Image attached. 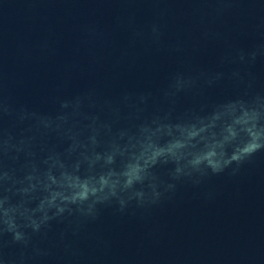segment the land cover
Listing matches in <instances>:
<instances>
[{
    "label": "water",
    "instance_id": "1",
    "mask_svg": "<svg viewBox=\"0 0 264 264\" xmlns=\"http://www.w3.org/2000/svg\"><path fill=\"white\" fill-rule=\"evenodd\" d=\"M257 98L264 0H0V199L16 222L52 191L70 195L69 180L98 189L65 201L70 209L117 180L121 195L150 196L149 184L161 193L123 210L113 197L92 212H65L38 233L27 229V246L2 233L0 256L7 264H264V146L218 174L176 179L177 161L161 156L143 182L125 188L122 175L149 145L180 138L177 125ZM49 174L58 181L51 189Z\"/></svg>",
    "mask_w": 264,
    "mask_h": 264
},
{
    "label": "clouds",
    "instance_id": "2",
    "mask_svg": "<svg viewBox=\"0 0 264 264\" xmlns=\"http://www.w3.org/2000/svg\"><path fill=\"white\" fill-rule=\"evenodd\" d=\"M241 59H243V56ZM160 127L163 128L164 125ZM168 127L169 134H171V126ZM176 127L180 130V138L170 142L165 147L149 145L147 149L141 152L137 162L129 165L128 170L122 174L126 177L124 181L125 188L134 182H143L147 178L150 166L156 163L161 156H171L177 161L178 166L173 175L176 179L183 176L191 177L196 173L203 176L209 170L218 174L231 166L232 161H237V163L244 161L253 155L257 148L264 146V101L259 98L255 101L233 100L219 105L208 116L198 117L195 123L185 126L177 125ZM242 134H244L243 139H241ZM189 148H198L199 150L185 153L184 150ZM230 148L231 153H229ZM99 158V155H97V159ZM106 158L108 163H112L114 154H107ZM141 160L143 161L142 164L140 163ZM181 160H184L185 163L180 164ZM29 179H32V177H29ZM47 179L51 181L50 184L46 185L48 189H51L52 184L58 183L54 175L49 174ZM100 183L102 186H109V178L102 176ZM119 183V180L111 183L109 193L103 197H97L96 201L86 207L81 206L70 209L64 205L65 201L70 203L86 201L90 193L96 195L98 189L90 187L86 182L73 183L69 180L68 186L74 189L70 195L52 191L50 196H46L36 208L30 210V214L26 217V223L22 225L16 222L15 216L12 214L14 209L6 207L8 198L0 199V214L3 217L2 223H0V234L9 233L11 234L12 243L27 246L31 239V233L40 232L48 224V221L61 217L65 212L69 214L77 210L82 213L85 210L92 212L96 208L97 201L103 203L104 201H110L113 197L119 200L121 210H123L130 200H138L141 204L148 200L155 203L161 196V193L157 190L158 184H149L152 189L150 196L143 191L126 196L121 195L116 190ZM36 187L37 185L34 183L23 188L22 191L27 194ZM173 187H175L173 184L167 185V189ZM58 198L60 203H57ZM27 229H31V233ZM0 264H7L3 256H0Z\"/></svg>",
    "mask_w": 264,
    "mask_h": 264
}]
</instances>
